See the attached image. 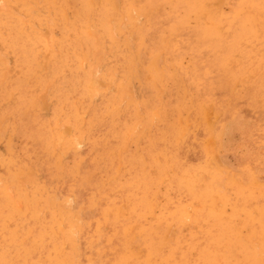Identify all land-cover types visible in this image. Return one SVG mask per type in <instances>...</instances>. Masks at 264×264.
Masks as SVG:
<instances>
[{"label": "rangeland", "instance_id": "rangeland-1", "mask_svg": "<svg viewBox=\"0 0 264 264\" xmlns=\"http://www.w3.org/2000/svg\"><path fill=\"white\" fill-rule=\"evenodd\" d=\"M0 184V264H264V0H0Z\"/></svg>", "mask_w": 264, "mask_h": 264}, {"label": "bare ground", "instance_id": "bare-ground-1", "mask_svg": "<svg viewBox=\"0 0 264 264\" xmlns=\"http://www.w3.org/2000/svg\"><path fill=\"white\" fill-rule=\"evenodd\" d=\"M245 1H246V0H245ZM229 9H230V8H229ZM130 11H131V10H130ZM164 12H165V11H164ZM231 13H232V12H231ZM171 14H172V13H171ZM175 21H176V20H175ZM91 29H93V28H91ZM181 29H182V28H181ZM150 31H151V30H150ZM178 33H179V32H178ZM136 37H137V36H136ZM185 37H186V36H185ZM183 38H184V37H183ZM146 40H147V39H146ZM157 41H158V40H157ZM166 42H167V40H166ZM194 42H195V41H194ZM171 43H172V42H171ZM155 44H156V43H155ZM163 44H165V43H163ZM168 44H169V43H168ZM161 45H162V44H161ZM172 45H173V44H172ZM201 45H202V44H201ZM186 47H187V46H186ZM176 48H177V47H176ZM126 49H127V48H126ZM162 49H163V48H162ZM167 51H168V50H167ZM197 51H198V50H197ZM165 53H166V52H165ZM172 53H173V52H172ZM185 53H186V52H185ZM198 53H199V52H198ZM191 55H192V54H191ZM182 56H183V55H182ZM183 57H184V56H183ZM120 58H121V57H120ZM173 58H174V57H173ZM173 58H172V59H173ZM103 59H104V58H103ZM175 60H176V59H175ZM108 63H109V62H108ZM215 63H216V62H215ZM105 64H106V63H105ZM246 64H247V63H246ZM104 66H105V65H104ZM130 66H131V65H130ZM160 67H161V66H160ZM178 67H179V66H178ZM102 69H103V68H102ZM217 71H218V70H217ZM201 72H202V71H201ZM90 73H91V72H90ZM92 73H93V75H94L95 72H92ZM180 73H181V72H180ZM147 74H148V73H147ZM95 75H96V74H95ZM108 75H109V74H108ZM148 76H149V74H148ZM189 76H190V75H189ZM189 76H188V77H189ZM189 78H190V77H189ZM123 79H124V78H123ZM89 80H90V79H89ZM110 81H111V80H110ZM148 84H149V83H148ZM97 86H99V85H97ZM110 86H111V85H109L108 87H110ZM128 87H129V86H128ZM104 88H105V87H104ZM104 88H103V89H104ZM216 88H217V87H216ZM90 89H91V88H90ZM94 89H95V88H94ZM208 94H209V93H208ZM168 97H169V96H168ZM96 98H97V97H96ZM96 98H95V99H96ZM220 98H221V97H220ZM97 100H98V99H97ZM171 100H172V99H171ZM155 102H156V101H155ZM155 102H154V103H155ZM33 103H34V102H33ZM33 103H32V104H33ZM151 103H152V102H151ZM30 104H31V103H30ZM169 104H170V103H169ZM169 104H168V105H169ZM247 110H248V109H247ZM79 111H80V110H79ZM140 111H141V110H140ZM80 113H81V112H80ZM132 113H133V112H132ZM59 116H60V115H59ZM59 116H58V118H59ZM61 116H62V115H61ZM131 117H132V116H131ZM151 117H152V116H151ZM58 118H57V119H58ZM71 119H72V118H71ZM109 119H110V118H109ZM58 120H59V119H58ZM151 121H152V120H151ZM59 125H60V124H59ZM108 125H109V124H108ZM256 125H257V124H256ZM139 126H140V125H139ZM103 127H104V126H103ZM158 127H159V126H158ZM257 127H258V126H257ZM51 128H52V125H51ZM105 128H106V127H105ZM105 128H104V129H105ZM107 128H108V127H107ZM78 129H79V128H78ZM155 129H156V128H155ZM61 130H62V129H61ZM101 130H102V129H101ZM153 130H154V129H153ZM51 131H52V130H51ZM81 131H82V130H81ZM84 131H86V130H84ZM98 131H99V130H98ZM98 131H97V132H98ZM52 132H53V131H52ZM52 132H51V133H52ZM93 132H94V131H93ZM154 132H155V130H154ZM69 133H70V132H69ZM84 133H85V132H84ZM155 133H156V132H155ZM49 134H50V133H49ZM93 134H94V133H93ZM68 135H69V134H68ZM110 135H111V134H110ZM64 136H65V135H64ZM64 136H63V137H64ZM94 136H96V135H94ZM94 136H93V137H94ZM100 136H101V135H99V137H100ZM211 136H212V135H211ZM73 137H74V136H73ZM96 137H97V136H96ZM203 137H204V136H203ZM84 138H85V137H84ZM105 138H106V137H105ZM22 139H23V138H22ZM24 139H25V138H24ZM58 139H59V138H58ZM70 139H71V138H70ZM80 139H83V138L81 137ZM128 139H129V138H128ZM84 140H85V139H84ZM110 140H111V139H110ZM117 140H118V139H117ZM23 141H25V140H23ZM55 141H56V140H55ZM57 141H59V140H57ZM72 141H73V140H72ZM75 141H76V140H75ZM111 141H112V140H111ZM97 142H98V141H97ZM51 143H52V142H51ZM56 143H57V142H56ZM194 143H195V142H194ZM194 143H193V144H194ZM53 144H55V143H53ZM71 144H72V143H71ZM126 144H127V143H126ZM195 144H196V143H195ZM10 145H11V144H10ZM62 145H63V143H62ZM65 145H66V144H65ZM79 145H80V144H79ZM79 145H78V146H79ZM172 145H173V144H172ZM21 146H22V145H21ZM53 146H55V145H53ZM58 146H59V145L57 144L56 147H58ZM78 146H76V148H77ZM8 147H9V146H8ZM56 147H55V148H56ZM63 147H64V146H63ZM96 147H97V146H96ZM145 148H146V147H145ZM145 148H144V149H145ZM147 148H148V147H147ZM53 149H54V148H53ZM69 149H70V147H69ZM86 149H87V148H86ZM100 149H101V148H100ZM103 149H104V148H103ZM8 150H9V149H8ZM30 150H31V149H30ZM38 150H39V149H38ZM49 150H50V149H49ZM84 150H85V149H84ZM111 150H112V149H111ZM173 150H174V149H173ZM175 150H176V149H175ZM26 151H28V150H26ZM96 151H97V150H96ZM104 151H105V150H104ZM117 151H118V149H117ZM83 152H85V151H83ZM108 152H109V151H108ZM108 152H107V153H108ZM118 152H119V151H118ZM148 152H149V150H148ZM150 152H151V151H150ZM86 153H87V152H86ZM73 154H75V153H73ZM111 154H113V153H111ZM116 154H117V153H116ZM145 154H146V153H145ZM163 154H164V152H163ZM166 154H167V153H166ZM23 155H24V154H23ZM36 155H37V154H36ZM39 155H40V154H39ZM84 155H85V154H84ZM88 155H90V154H88ZM121 155H122V154H121ZM157 155H158V154H157ZM167 155H168V154H167ZM1 156H2V155H1ZM21 156H22V155H21ZM96 156H97V155H96ZM106 156H108V155H106ZM176 156H177V155H176ZM178 156H179V155H178ZM13 157H14V156H13ZM43 157H45V156H43ZM91 157H92V156H91ZM110 157H111V155H110ZM162 157H163V156H162ZM166 157H167V156H166ZM8 158H9V157H8ZM24 158H26V157H24ZM174 158H175V157H174ZM20 159H21V157H20ZM31 159H33V157H32ZM53 159H54V158H53ZM130 159H131V158H130ZM137 159H138V158H137ZM178 159H179V158H178ZM208 159H209V158H208ZM54 160H55V159H54ZM96 160H97V159H96ZM123 160H124V159H123ZM140 160H141V159H140ZM5 161H6V160H5ZM49 161H50V160H49ZM16 162H18V160H17ZM46 162H47V161H46ZM81 162H82V161H81ZM128 162H129V161H128ZM215 162H216V161H215ZM35 163H36V162H35ZM35 163H34V164H35ZM42 163H43V162H42ZM92 163H93V162H92ZM148 163H149V162H148ZM151 163H152V162H151ZM207 163H208V162H207ZM47 164H48V163H47ZM52 164H53V163H52ZM14 165H15V164H14ZM16 165H17V164H16ZM31 165H32V164H31ZM38 165H39V164H38ZM74 165H75V164H74ZM92 165H93V164H92ZM95 165H96V164H95ZM153 165H154V163H153ZM164 165H165V164H164ZM212 165H213V164H212ZM2 166H3V165H2ZM7 166H8V165H7ZM28 166H29V165H28ZM32 166H33V165H32ZM118 166H119V165H118ZM175 166H176V165H175ZM177 166H178V165H177ZM177 166H176V167H177ZM207 166H209V165H207ZM11 167H12V166H11ZM15 167H16V166H15ZM60 167H61V166H60ZM73 167H74V166H73ZM73 167H72V168H73ZM75 167H76V166H75ZM77 167H79V166H77ZM119 167H120V166H119ZM201 167H204V166H201ZM29 168H31V167H29ZM47 168H49V167H47ZM58 168H59V167H58ZM72 168H71V170H72ZM87 168H88V167H87ZM102 168H103V167H102ZM166 168H167V167H166ZM177 168H178V167H177ZM2 169H3V168H2ZM35 169H36V168H34V170H35ZM83 169H84V168H83ZM92 169H94V168H92ZM97 169H98V168H97ZM97 169H96V170H97ZM148 169H149V168H148ZM4 170H5V169H4ZM4 170H3V171H4ZM46 170H47V169H46ZM46 170H45V172H46ZM55 170H56V169H55ZM65 170H66V169H65ZM77 170H78V169H77ZM112 170H113V169H112ZM162 170H163V168H162ZM216 170H217V169H216ZM57 171H58V169H57ZM61 171H62V170H61ZM84 171H85V170H84ZM89 171H90V169H89ZM89 171H88V173H89ZM105 171H106V170H105ZM108 171H109V170H108ZM155 171H156V170H155ZM217 171H218V170H217ZM20 172H21V171H20ZM26 172H27V170H26ZM54 172H55V171H54ZM67 172H68V171H67ZM75 172H76V171H75ZM86 172H87V170H86ZM191 172H193V171H191ZM41 173H44V172H41ZM51 173H52V172H51ZM69 173H70V172H69ZM69 173H68V174H69ZM71 173H72V171H71ZM81 173H82V172H81ZM158 173H159V172H158ZM161 173H162V171H161ZM188 173H189V172H188ZM30 174H31V173H30ZM55 174H56V173H55ZM55 174H54V175H55ZM82 174H83V173H82ZM90 174H91V171H90ZM90 174H89V175H90ZM155 174H156V173H155ZM167 174H168V173H167ZM197 174H198V173H197ZM32 175H34V174H32ZM54 175H53V176L51 175V176L54 177ZM56 175H57V174H56ZM58 175H59V174H58ZM69 175H70V174H69ZM73 175H75V174H73ZM78 175H79V174H78ZM92 175H93V174H92ZM113 175H114V174H113ZM139 175H140V174H139ZM164 175H165V173H164ZM191 175H192V173H191ZM5 176H6V175H5ZM41 176H42V175H41ZM71 176H72V175H71ZM75 176H76V175H75ZM79 176H81V175H79ZM86 176H87V175H86ZM95 176H96V175H95ZM158 176H159V175H158ZM161 176H162V175H161ZM183 176H184V175H183ZM20 177H21V176H20ZM29 177H30V176H29ZM31 177H33V176H31ZM39 177H40V176H39ZM48 177H50V175H49ZM52 177H51V178H52ZM82 177H83V179H84V176H82ZM93 177H94V176H93ZM98 177H99V176H98ZM104 177H106V176H104ZM124 177H125V176H124ZM27 178H28V177H27ZM56 178H57V177H56ZM66 178H67V177H66ZM77 178H78V177H77ZM89 178H91V177H89ZM107 178H108V177H107ZM113 178H114V177H113ZM113 178H112V180H113ZM181 178H183V177H181ZM31 179H32V178H31ZM31 179H29V180H31ZM33 179H34V178H33ZM36 179H37V178H36ZM40 179H41V178H40ZM71 179H72V178H71ZM78 179H79V178H78ZM83 179H82V180H83ZM87 179H88V178H87ZM116 179H117V178H116ZM155 179H156V178H155ZM170 179H171V178H170ZM208 179H209V178H208ZM233 179H234V177H233ZM63 180H64V179H63ZM67 180H68V179H67ZM112 180H111V181H112ZM117 180H118V179H117ZM135 180H136V179H135ZM213 180H214V179H213ZM215 180H216V179H215ZM217 180H218V179H217ZM76 181H77V179H76ZM76 181H75L74 183L77 184V183H78L79 181H81V180H79L78 182H76ZM101 181H102V180H101ZM128 181H129V180H128ZM169 181H170V180H169ZM20 182H21V181H20ZM45 182H46V181H45ZM67 182H68V181H67ZM70 182H71V181H70ZM70 182H69V183H70ZM81 182H82V181H81ZM84 182H85V181H84ZM98 182H99V181H98ZM215 182H216V181H215ZM223 182H224V181H223ZM95 183H97V182H95ZM102 183H103V181H102ZM236 183H237V182H236ZM2 184H3V183H2ZM76 184H75V185H76ZM85 184L90 185L89 183H85ZM0 185H1V184H0ZM215 185H216V184H215ZM45 186H46V185H45ZM61 186H63V185H61ZM79 186H80V185H79ZM86 186H87V185H86ZM98 186H99V185H98ZM108 186H109V185H108ZM132 186H133V185H132ZM248 186H249V185H248ZM81 187H83V186H81ZM93 187H94V185H93ZM99 187H100V186H99ZM101 187H103V186H101ZM115 187H116V186H115ZM117 187L119 188V186H117ZM151 187H152V186H151ZM166 187H167V186H166ZM71 188H72V187H71ZM71 188H70V189H71ZM78 188H80V187H78ZM89 188H90V187H89ZM262 188H263V187H262ZM94 189H95V188H94ZM99 189H100V188H99ZM101 189H102V188H101ZM104 189H105V188H104ZM246 189H247V188H246ZM83 190H84V189H83ZM112 190H114V189H112ZM112 190H109V191H112ZM126 190H127V189H126ZM139 190H140V189H139ZM175 190H176V189H175ZM253 190H254V189H253ZM99 191H100V190H99ZM104 191H105V190H104ZM107 191H108V188H107ZM120 191H121V190H120ZM123 191H124V190H123ZM156 191H157V190H156ZM257 191H258V190H257ZM91 192H92V190H91ZM91 192H90V193H91ZM93 192H94V190H93ZM96 192H97V191H96ZM101 192H102V191H101ZM101 192H100V193H101ZM159 192H160V191H159ZM40 193H41V192H40ZM90 193H89V194H90ZM100 193H99V194H100ZM104 193H105V192H104ZM118 193H119V192H118ZM253 193H254V192H253ZM102 194H103V192H102ZM107 194H108V193H107ZM120 194H121V192L119 193V195H120ZM95 195H96V194H95ZM105 195H106V194H105ZM125 195H126V194H125ZM125 195H124V198H126ZM224 195H225V194H224ZM252 195H254V194H252ZM85 196H86V195H85ZM88 196H89V195H88ZM107 196H108V195H107ZM113 196H114V192H113ZM113 196H112V197H113ZM115 196H116V195H115ZM148 196H149V195H148ZM153 196H154V195H153ZM11 197H12V196H11ZM27 197H28V196H27ZM63 197H64V196H63ZM69 197H70V195H69ZM71 197H72V196H71ZM100 197H102V196H100ZM260 197H261V196H260ZM32 198H33V197H32ZM64 198H65V197H64ZM116 198H117V197H116ZM121 198H122V197H121ZM121 198H120V199H121ZM54 199H55V198H54ZM66 199H67V198H66ZM70 199H71V198H70ZM94 199H95V198H94ZM100 199H101V198H100ZM104 199H105V197H104ZM106 199H107V198H106ZM127 199H128V198H127ZM107 200H108V199H107ZM124 200H125V199H124ZM134 200H135V199H134ZM149 200H150V199H149ZM96 201H97V200H96ZM101 201H102V200H101ZM117 201H118V200H117ZM174 201H175V200H174ZM47 202H48V201H47ZM47 202H46V204H47ZM65 202H66V201H65ZM99 202H100V201H99ZM103 202H105V201H103ZM176 202H177V201H176ZM14 203H15V202H14ZM97 203H98V202H97ZM118 203H119V202H118ZM46 204H45V205H46ZM59 204H60V203H59ZM69 204H70V202H69ZM78 204H79V202H78ZM110 204H111V202H110ZM104 205H105V204H104ZM106 205L108 206V204H106ZM114 205H115V204H114ZM157 205H158V204H157ZM261 205H262V204H261ZM19 206H20V205H19ZM79 206H81V205H79ZM92 206H93V205H92ZM250 206H251V205H250ZM67 207H69V205H67ZM89 207H90V205H89ZM108 207H109V206H108ZM115 207H116V206H115ZM167 207H168V206H167ZM170 207H171V206H170ZM71 208H73V207H71ZM78 208H79V207H78ZM85 208H86V207H85ZM90 208H92V207H90ZM90 208H89V209H90ZM94 208H95V207H94ZM104 208H107V207H104ZM110 208H111V207H110ZM80 209H81V208H80ZM185 209H186V208H185ZM253 209H254V208H253ZM66 210H67V209H66ZM91 210H92V209H91ZM101 210H102V209H101ZM101 210H100V211H101ZM111 210H112V209H111ZM136 210H137V209H136ZM169 210H170V209H169ZM261 210H262V209H261ZM81 211H82V209H81ZM87 211H88V210H87ZM107 211H108V210H107ZM117 211H118V209H117ZM160 211H162V210H160ZM78 212H79V211H78ZM85 212H86V211H85ZM169 212H170V211H169ZM88 213H89V212H88ZM100 213H101V212H100ZM152 213H153V212H152ZM77 214H78V213H77ZM80 214H81V213H80ZM130 214H131V213H130ZM132 214H133V213H132ZM183 214H184V213H183ZM183 214H181V215L183 216ZM204 214H205V213H204ZM259 214H260V213H259ZM262 214H263V213H262ZM86 215H87V213H86ZM102 215H103V212H102ZM128 215H129V214H128ZM149 215H150V214H149ZM100 216H101V215H100ZM100 216H99V217H100ZM110 216H111V215H110ZM113 216H115V214H114ZM182 216H181V217H182ZM262 216H263V215H262ZM262 216H260V217H262ZM78 217H79V216H78ZM105 217H106V216H105ZM121 217H122V216H121ZM131 217H132V219L134 218L133 216H131ZM97 218H98V217H97ZM111 218H112V217H111ZM111 218H110V219H111ZM115 218H117V216H116ZM115 218H114V219H115ZM182 218H183V217H182ZM184 218H185V217H184ZM40 219H41V218H40ZM78 219H79V218H78ZM101 219H102V217H101ZM101 219H100V220H101ZM107 219H108V218H107ZM119 219H120V217H119ZM135 219H136V218H135ZM159 219H160V218H159ZM178 219H179V218H178ZM252 219H253V218H252ZM74 220H75V219H74ZM76 220H77V218H76ZM240 220H241V219H240ZM253 220H254V219H253ZM31 221H32V220H31ZM64 221H65V220H64ZM87 221H88V220H87ZM93 221H94V220H93ZM95 221H97V220H95ZM101 221H102V220H101ZM115 221H116V220H115ZM127 221H128V219H127ZM152 221H153V220H152ZM156 221H158V220H156ZM156 221H155V222H156ZM192 221H193V220H192ZM250 221H251V220H250ZM21 222H22V221H21ZM50 222H51V221H50ZM74 222H75V221H74ZM102 222H103V221H102ZM107 222H108V221H107ZM107 222H106V223H107ZM112 222H113V221H112ZM132 222H133V220H132ZM138 222H139V221H138ZM177 222H178V221H177ZM238 222H239V221H238ZM88 223H89V222H88ZM90 223H91V222H90ZM126 223H127V222H126ZM164 223H165V222H164ZM189 223H191V221H190ZM34 224H35V223H34ZM34 224H33V225H34ZM109 224H110V223H109ZM116 224H117V223H116ZM119 224H121V222H119ZM152 224H153V223H152ZM208 224H209V223H208ZM232 224H233V223H232ZM25 225H26V224H25ZM33 225H32V227H31V226H30V227L33 228V227H34ZM43 225H44V224H43ZM60 225H61V224H60ZM86 225H87V224H86ZM89 225H91V224H89ZM139 225H140V224H139ZM149 225H150V224H149ZM195 225H196V224H195ZM245 225H246V224H245ZM39 226H40V225H39ZM39 226H38V227H39ZM84 226H85V225H84ZM87 226H88V225H87ZM161 226H162V224H161ZM232 226H233V225H232ZM237 226H238V225H237ZM253 226H254V225H253ZM55 227H56V226H55ZM91 227H92V226H91ZM99 227H100V225H99ZM119 227H121V226H119ZM138 227H139V226H138ZM238 227H239V226H238ZM244 227H245V226H244ZM21 228H22V227H21ZM58 228H59V227H58ZM62 228H63V227H62ZM71 228H73V227H71ZM71 228H70V229H71ZM89 228H90V227H89ZM89 228H87V230H88ZM132 228H133V227H132ZM134 228H135V227H134ZM146 228H147V227H146ZM38 229H39V228H38ZM41 229H44V228H41ZM54 229H55V228H54ZM112 229H113V228H112ZM120 229H121V228H120ZM159 229H160V228H159ZM163 229H164V228H163ZM205 229H206V228H205ZM225 229H226V228H225ZM225 229H224V230H225ZM234 229H235V228H234ZM30 230H31V229H30ZM62 230H63V229H62ZM41 231H42V230H41ZM69 231H70V230H69ZM69 231H68V232H69ZM94 231H95V230H94ZM112 231H114V230H112ZM116 231H117V230H116ZM147 231H148V230H147ZM232 231H233V230H232ZM23 232H24V230H23ZM30 232H31V231H30ZM88 232H89V231H88ZM120 232H121V231H120ZM134 232H135V231H134ZM159 232H160V231H159ZM236 232H237V229H236ZM262 232H263V231H262ZM33 233H34V232H33ZM47 233H48V232H47ZM82 233H83V232H82ZM152 233H153V232H152ZM196 233H197V232H196ZM233 233H234V232H233ZM238 233H239V232H238ZM34 234H35V233H34ZM67 234H68V233H67ZM69 234H70V233H69ZM85 234H86V233H85ZM89 234H90V233H89ZM91 234H93V233H91ZM99 234H100V233H98V235H99ZM106 234H107V233H106ZM119 234H120V233H119ZM137 234H138V233H137ZM159 234H160V233H159ZM159 234H157V235H159ZM162 234H163V233H162ZM179 234H180V233H179ZM242 234H243V233H242ZM23 235H24V234H23ZM36 235H38V233H37ZM36 235H35V237H37ZM39 235H41V234H39ZM39 235H38V236H39ZM49 235H50V234H49ZM51 235H52V234H51ZM51 235H50V236H51ZM80 235H81V234H80ZM95 235H96V234H95ZM210 235H211V234H210ZM239 235H240V234H239ZM24 236H25V235H24ZM24 236H23V237H24ZM28 236H29V235H28ZM59 236H60V235H59ZM116 236H119V235L117 234ZM142 236H143V235H142ZM162 236H163V235H161L160 237H162ZM243 236H244V235H243ZM42 237H43V236H42ZM84 237H85V236H84ZM84 237H83V238H84ZM98 237H99V236H98ZM113 237H114V236H113ZM147 237H149V236H146V238H147ZM174 237H175V236H174ZM262 237H263V236H262ZM31 238H33V237H31ZM59 238H60V237H59ZM83 238H82V239H83ZM115 238H117V237H115ZM158 238H159V237H158ZM237 238H238V237H237ZM246 238H247V237H246ZM38 239H39V237H38ZM40 239H41V238H40ZM56 239H57V238H56ZM84 239H85V238H84ZM89 239H90V238H89ZM89 239H88V240H89ZM95 239H96V238H95ZM120 239H121V237H120ZM149 239H150V238H149ZM180 239H181V238H180ZM34 240H35V238H34ZM59 240H60V239H58L57 241H59ZM88 240H87V241H88ZM93 240H94V238H93ZM169 240H170V238H169ZM171 240L173 241V239H171ZM202 240H203V239H202ZM239 240H240V239H239ZM19 241H20V239H19ZM39 241H40V240H39ZM57 241H56V242H57ZM80 241H81V240H80ZM232 241H233V240H232ZM242 241H244V240H242ZM245 241H246V239H245ZM257 241H260V239L257 240ZM24 242H25V241H24ZM63 242H64V241H63ZM81 242H82V241H81ZM105 242H106V241H105ZM117 242H118V241H117ZM230 242H231V241H230ZM17 243H18V242H17ZM26 243H27V242H26ZM42 243H43V242H42ZM50 243L52 244V242H50ZM54 243H55V242H54ZM84 243H85V242H84ZM114 243H115V242H114ZM114 243H113V244H114ZM147 243H148V242H147ZM210 243H211V242H210ZM231 243H233V242H231ZM252 243H253V242H252ZM36 244H38V243H36ZM57 244H58V243H56L55 245H57ZM67 244H68V243H67ZM88 244H89V243H88ZM104 244H105V243H104ZM110 244H111V243H110ZM117 244H118V243H117ZM117 244H116V245H117ZM41 245H42V244H41ZM69 245H70V244H69ZM77 245H78V244H77ZM77 245H76V246H77ZM102 245H103V244H102ZM102 245H100V246H102ZM119 245H120V244H119ZM150 245H152V244L150 243ZM177 245H178V244H177ZM215 245H218V244H215ZM226 245H227V244H226ZM228 245H229V244H228ZM263 245H264V244H263ZM21 246H22V245H21ZM36 246H37V245H36ZM80 246H81V245H80ZM154 246H156V245H154ZM159 246H160V245H159ZM202 246H203V245H202ZM213 246H214V245H213ZM242 246H243V244H242ZM29 247H30V246H29ZM41 247H42V246H41ZM51 247H52V246H51ZM87 247H88V246H87ZM92 247H93V245H92ZM141 247H142V246H141ZM151 247H152V246H151ZM234 247H235V246H234ZM237 247H238V246H237ZM15 248H16V247H15ZM30 248H32V247H30ZM55 248H56V247H55ZM67 248H68V247H67ZM69 248H70V247H69ZM90 248H91V247H90ZM99 248H100V247H99ZM102 248H103V246H102ZM102 248H101V250H102ZM118 248H120V246H119ZM118 248H117V250H118ZM179 248H180V247H179ZM204 248H205V247H204ZM229 248H230V247H229ZM252 248H253V247H252ZM35 249H36V248H35ZM47 249H48V248H47ZM51 249H52V248H51ZM75 249H76V247H75ZM86 249H87V248H86ZM212 249H213V248H212ZM237 249H238V248H237ZM15 250H16V249H15ZM15 250H14V251H15ZM70 250H71V249H70ZM88 250H89V249H88ZM147 250H148V249H147ZM229 250H230V249H229ZM245 250H246V249H245ZM253 250H254V249H253ZM22 251H23V250H22ZM33 251H36V250H33ZM59 251H60V250H59ZM114 251H115V250H114ZM118 251H119V250H118ZM19 252H20V251H19ZM40 252H41V251H40ZM74 252H76V251H74ZM89 252H90V251H89ZM94 252H95V251H94ZM180 252H181V251H180ZM215 252H216V251H215ZM255 252H256V251H255ZM28 253H29V252H28ZM53 253H54V252H53ZM64 253H65V252H64ZM101 253H103V251H102ZM101 253H100V254H101ZM111 253H112V252H111ZM115 253H116V251H115ZM115 253H114V254H115ZM133 253H134V252H133ZM183 253H184V252H183ZM260 253H261V252H260ZM60 254H61V253H60ZM70 254H71V252H70ZM77 254H78V252H77ZM100 254H98V255H100ZM109 254H110V252H109ZM127 254H128V253H127ZM212 254H213V253H212ZM254 254H255V253H254ZM258 254H259V253H258ZM261 254H262V253H261ZM15 255H16V254H15ZM19 255H20V254H19ZM33 255H34V254H33ZM116 255H117V254H116ZM116 255H115V256H116ZM241 255H242V254H241ZM259 255H260V254H259ZM10 256H11V255H10ZM27 256H28V255H27ZM55 256H56V255H55ZM100 256H101V255H100ZM255 256H256V255H255ZM255 256H254V257H255ZM260 256H261V255H260ZM13 257H14V256H13ZM18 257H19V256H18ZM25 257H26V256H25ZM39 257H40V256H39ZM44 257H45V255H44ZM80 257H81V256H80ZM110 257H111V255H110ZM113 257H114V256H113ZM240 257H241V259H242L243 256H240ZM244 257H245V256H244ZM248 257H249V255H248ZM256 257H257V256H256ZM23 258H24V257H23ZM92 258H93V257H92ZM94 258H95V257H94ZM114 258H115V257H114ZM161 258H162V257H161ZM211 258H212V257H211ZM231 258H232V257H231ZM258 258H259V257H258ZM261 258H262V256H261ZM44 259H45V258H44ZM63 259H64V258H63ZM73 259H74V258H73ZM134 259H135V258H134ZM213 259H214V258H213ZM259 259H260V258H259ZM8 260H9V259H8ZM28 260L30 261V259H28ZM31 260H32V258H31ZM42 260H43V259H42ZM42 260H41V261H42ZM81 260H82V259H81ZM88 260H89V259H88ZM131 260H132V259H131ZM223 260H224V259H223ZM13 261H14V260H13ZM29 261H28V262H29ZM53 261H54V260H53ZM62 261H63V260H62ZM76 261H77V260H76ZM76 261H75V262H76ZM86 261H87V260H86ZM126 261H127V260H126ZM133 261H134V260H133ZM136 261H137V260H136ZM136 261H135V262H136ZM244 261H245V260H244ZM250 261H251V260H250ZM253 261H254V260H253ZM257 261H259V260L257 259ZM9 262H10V261H9ZM20 262H21V261H20ZM43 262H44V261H43ZM43 262H42V263H43ZM82 262H83V261H82ZM112 262H113V261H112ZM169 262H170V261H169ZM254 262H255V261H254ZM260 262H261V261H260ZM11 263H12V262H11ZM16 263H18V262H16ZM39 263H40V262H39ZM53 263H54V262H53ZM59 263H60V262H59ZM61 263H62V262H61ZM68 263H69V262H68ZM132 263H134V262H132ZM7 264H8V263H7ZM22 264H23V263H22ZM81 264H82V263H81ZM103 264H104V263H103ZM130 264H131V263H130Z\"/></svg>", "mask_w": 264, "mask_h": 264}]
</instances>
